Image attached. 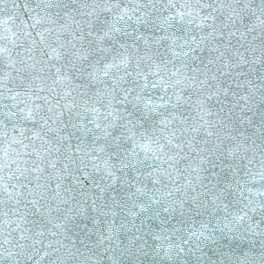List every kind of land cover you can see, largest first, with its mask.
Masks as SVG:
<instances>
[{
  "label": "snow or ice",
  "instance_id": "snow-or-ice-1",
  "mask_svg": "<svg viewBox=\"0 0 264 264\" xmlns=\"http://www.w3.org/2000/svg\"><path fill=\"white\" fill-rule=\"evenodd\" d=\"M0 264H264V0H0Z\"/></svg>",
  "mask_w": 264,
  "mask_h": 264
}]
</instances>
